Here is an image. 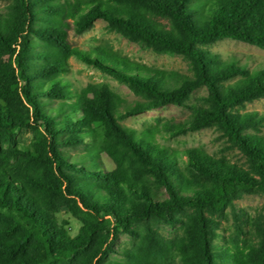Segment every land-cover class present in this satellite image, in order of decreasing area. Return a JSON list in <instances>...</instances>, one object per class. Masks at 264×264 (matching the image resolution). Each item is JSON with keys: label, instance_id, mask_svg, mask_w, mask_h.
<instances>
[{"label": "trees", "instance_id": "trees-1", "mask_svg": "<svg viewBox=\"0 0 264 264\" xmlns=\"http://www.w3.org/2000/svg\"><path fill=\"white\" fill-rule=\"evenodd\" d=\"M97 20L157 53L189 60L193 75L157 68L105 41L81 49L71 36ZM223 38L264 49V0H9L0 11V264H264V213L228 238L217 215L244 193L264 196V114L237 106L264 97V64L224 59ZM125 83L76 89L72 58ZM208 88L188 121L124 125ZM217 125L248 167L158 136ZM30 133L29 140L24 138ZM82 147V152L71 151ZM104 156L114 163L107 169ZM77 218L72 235L61 213ZM159 224L181 226L162 235ZM120 234L128 245L116 247Z\"/></svg>", "mask_w": 264, "mask_h": 264}, {"label": "rangeland", "instance_id": "rangeland-1", "mask_svg": "<svg viewBox=\"0 0 264 264\" xmlns=\"http://www.w3.org/2000/svg\"><path fill=\"white\" fill-rule=\"evenodd\" d=\"M9 0H0V11L4 12L8 6ZM74 45L81 49H89L93 45L100 44L105 41L111 42L116 49L123 54L129 55L133 59L148 65L171 71H177L181 74L193 75L191 63L187 58L179 54L157 53L151 48L144 47L141 44L132 42L109 29L107 22L97 20L94 27L81 36H71ZM212 53L220 55L224 59H237L242 64H248L249 67L255 68L264 64V49L252 45L247 42L238 41L229 38H223L215 43L206 46ZM71 72L66 76L76 89H81L90 82L108 81L113 87L131 102L140 99L125 83L102 73L98 69L91 67L76 58H72ZM208 88L203 86L195 90L187 101L186 106L169 104L153 110L144 111L137 115L131 116L123 120V124L138 130H142L149 125L162 126L165 123H180L188 121L192 116L193 105H203L204 97L208 95ZM237 111L244 113L256 111L264 114V97L254 101L246 102L236 108ZM30 133H25L24 138L29 140ZM160 142L167 146L179 150L191 148H201L219 159H225L231 163L248 167L247 156L234 145L223 131L217 126L203 128L201 130L179 134L177 136H158ZM82 147L71 151L72 155L81 153ZM104 164L107 169H113L114 163L108 156H104ZM264 213V196L261 193H244L235 200L234 208H228L222 215H217L216 219L219 223V232L230 238L237 234V225L242 224L246 234L240 235L242 238H254L250 230L251 225L248 220ZM61 219L68 220V228L72 235H76L81 223L75 217L67 213L60 214ZM160 233L168 238H174L183 234L181 226H169L159 224L156 226ZM130 237L127 234H120L116 247L128 245Z\"/></svg>", "mask_w": 264, "mask_h": 264}]
</instances>
